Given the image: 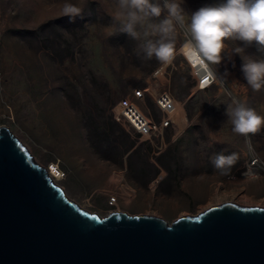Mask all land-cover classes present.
Returning <instances> with one entry per match:
<instances>
[{
	"label": "rangeland",
	"instance_id": "rangeland-1",
	"mask_svg": "<svg viewBox=\"0 0 264 264\" xmlns=\"http://www.w3.org/2000/svg\"><path fill=\"white\" fill-rule=\"evenodd\" d=\"M220 1L183 0L186 21ZM65 3L84 11L72 20L63 15ZM116 11V0H0V126L42 167L54 164L60 171L56 184L99 215L123 211L170 222L223 202L264 207V171L244 174L249 152L264 162V128L250 136V150L226 114L236 97L264 115V87L254 91L242 71V56L264 59V52L255 43L226 41L223 59L213 66L217 81L199 90L179 25L175 58L164 65L155 56L146 58L143 29L136 40L119 30ZM166 16L162 12L153 22ZM161 65L165 70L155 77ZM141 87L149 94L139 106L154 120L161 117L156 93L168 90L178 103L174 123L148 141L114 115L117 102ZM221 152L238 155L230 169L214 168ZM111 195L114 204L108 203Z\"/></svg>",
	"mask_w": 264,
	"mask_h": 264
},
{
	"label": "water",
	"instance_id": "water-1",
	"mask_svg": "<svg viewBox=\"0 0 264 264\" xmlns=\"http://www.w3.org/2000/svg\"><path fill=\"white\" fill-rule=\"evenodd\" d=\"M0 264H264V207L223 202L170 222L99 215L0 126Z\"/></svg>",
	"mask_w": 264,
	"mask_h": 264
},
{
	"label": "clouds",
	"instance_id": "clouds-1",
	"mask_svg": "<svg viewBox=\"0 0 264 264\" xmlns=\"http://www.w3.org/2000/svg\"><path fill=\"white\" fill-rule=\"evenodd\" d=\"M183 0H116L117 11L113 19L120 24V31L128 33L133 39L143 36L146 42L142 50L146 58L153 56L164 65L171 64L176 55L174 33L179 25L187 37L183 51L190 60L195 61L203 84L216 80L214 70L222 57V52L228 49L226 41H243L245 45L256 44L258 51L264 52V0H221L219 3L200 7L186 21L185 9L181 6ZM83 7L71 3L63 5V15L74 20L83 13ZM162 12L167 16L154 23ZM114 32L110 33L112 35ZM158 35L157 40L147 39ZM236 53L244 52L242 47L233 49ZM244 63L242 71L248 85L259 91L264 87V59H253L242 56ZM227 116L232 125V131L246 137L251 150L250 136L264 128V115L248 106L246 100L232 97L231 105L227 106ZM238 155L217 153L212 161L214 168L230 169L237 161Z\"/></svg>",
	"mask_w": 264,
	"mask_h": 264
},
{
	"label": "built area",
	"instance_id": "built-area-1",
	"mask_svg": "<svg viewBox=\"0 0 264 264\" xmlns=\"http://www.w3.org/2000/svg\"><path fill=\"white\" fill-rule=\"evenodd\" d=\"M187 62L191 67V73L195 80V88L204 90L212 86L216 80H210L208 84H203L200 76L197 73L200 71L198 67H194L195 61L190 60L184 52ZM165 66L161 65L153 71L155 77L163 74ZM146 94H149L147 88H134L131 95L121 98L115 105V118H123L126 120L134 131L139 135L140 139L151 140L158 136L168 126L174 123L173 114L175 113V99L168 90H161L154 96V102L161 113L158 120L145 113L139 106V101L142 100ZM264 171V162L260 160L254 153L249 152L247 156L246 169L244 174L249 177H257ZM116 196H109L108 203L114 204Z\"/></svg>",
	"mask_w": 264,
	"mask_h": 264
},
{
	"label": "bare ground",
	"instance_id": "bare-ground-1",
	"mask_svg": "<svg viewBox=\"0 0 264 264\" xmlns=\"http://www.w3.org/2000/svg\"><path fill=\"white\" fill-rule=\"evenodd\" d=\"M178 107V103L175 102V108L177 109ZM48 175L51 177V179L56 183L57 178V173H59L60 171L56 168V166L54 164H52L51 166H49L47 169Z\"/></svg>",
	"mask_w": 264,
	"mask_h": 264
},
{
	"label": "trees",
	"instance_id": "trees-1",
	"mask_svg": "<svg viewBox=\"0 0 264 264\" xmlns=\"http://www.w3.org/2000/svg\"><path fill=\"white\" fill-rule=\"evenodd\" d=\"M221 2V1H220ZM135 136L138 138L139 137V135L135 132ZM147 141V140H146Z\"/></svg>",
	"mask_w": 264,
	"mask_h": 264
}]
</instances>
